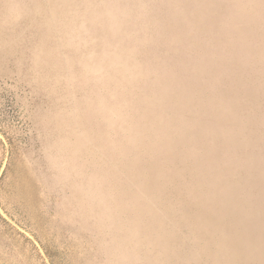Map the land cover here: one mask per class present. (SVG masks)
Wrapping results in <instances>:
<instances>
[{
	"label": "rangeland",
	"instance_id": "1",
	"mask_svg": "<svg viewBox=\"0 0 264 264\" xmlns=\"http://www.w3.org/2000/svg\"><path fill=\"white\" fill-rule=\"evenodd\" d=\"M0 264H264V0H0Z\"/></svg>",
	"mask_w": 264,
	"mask_h": 264
}]
</instances>
